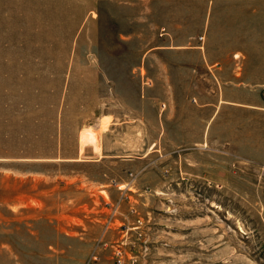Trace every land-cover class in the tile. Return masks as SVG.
Wrapping results in <instances>:
<instances>
[{
    "label": "rangeland",
    "instance_id": "rangeland-1",
    "mask_svg": "<svg viewBox=\"0 0 264 264\" xmlns=\"http://www.w3.org/2000/svg\"><path fill=\"white\" fill-rule=\"evenodd\" d=\"M249 98L264 0H0V264H264Z\"/></svg>",
    "mask_w": 264,
    "mask_h": 264
},
{
    "label": "crops",
    "instance_id": "crops-1",
    "mask_svg": "<svg viewBox=\"0 0 264 264\" xmlns=\"http://www.w3.org/2000/svg\"><path fill=\"white\" fill-rule=\"evenodd\" d=\"M242 103H245L250 108H257L264 110V100H252L251 98L244 100Z\"/></svg>",
    "mask_w": 264,
    "mask_h": 264
},
{
    "label": "built area",
    "instance_id": "built-area-1",
    "mask_svg": "<svg viewBox=\"0 0 264 264\" xmlns=\"http://www.w3.org/2000/svg\"><path fill=\"white\" fill-rule=\"evenodd\" d=\"M262 174L264 175V169L262 170ZM117 261H118V262H121V260H120V259H118Z\"/></svg>",
    "mask_w": 264,
    "mask_h": 264
}]
</instances>
